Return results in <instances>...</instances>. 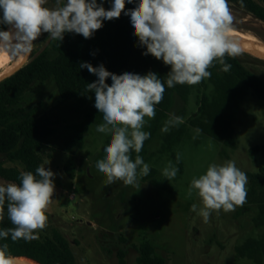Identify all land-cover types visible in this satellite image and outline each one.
Instances as JSON below:
<instances>
[{
	"label": "rangeland",
	"instance_id": "374dc122",
	"mask_svg": "<svg viewBox=\"0 0 264 264\" xmlns=\"http://www.w3.org/2000/svg\"><path fill=\"white\" fill-rule=\"evenodd\" d=\"M227 4L233 16L230 30L242 38L248 32L264 44V21L232 0ZM46 6L53 7L54 0ZM51 40L47 33L42 34L28 60L48 48ZM251 52L256 51L241 47L237 57L264 81V57ZM221 68L218 61L214 62L208 69L210 78L196 85L167 88L165 83L169 108L159 103L155 117H145L143 130L150 138L142 158L150 170L147 176H138L139 187L125 186L122 181L106 184V177L95 165L104 158L111 136L97 132L95 125L86 134L84 147L73 150L76 177L70 178L65 166L71 153L63 145L66 126L78 121L80 114L72 100L61 97L54 80L32 86L20 105L39 106L41 114L59 122L58 134L42 152L43 166L55 173V193L46 213L47 226L38 232V239L59 232L68 240L77 264H138V248L145 242L154 246L167 264H264V256L253 246L264 231L256 226V188L250 179L264 171V101ZM150 71L160 77L157 70ZM204 96L207 106L200 111ZM172 115L183 122L163 132ZM0 160L24 170L21 162H10L3 154ZM229 160L247 175L246 203L234 211L213 212L205 223L191 211L193 203L199 210L200 199L195 194L188 197L187 189L209 164ZM169 162L178 172L168 181L162 171ZM7 183L0 178V185Z\"/></svg>",
	"mask_w": 264,
	"mask_h": 264
},
{
	"label": "clouds",
	"instance_id": "9594fccd",
	"mask_svg": "<svg viewBox=\"0 0 264 264\" xmlns=\"http://www.w3.org/2000/svg\"><path fill=\"white\" fill-rule=\"evenodd\" d=\"M0 0V48L13 55H27L34 42L44 34L52 40L62 41L66 33L93 36L103 27L105 20L129 16L133 34L146 48L143 55H151L170 67L166 81L154 72L145 75L125 72L116 75L101 64L93 67L83 62L98 79L86 85L95 95V108L102 113L103 122L96 131L111 136L104 148V158L96 162V168L106 177V184L122 181L125 186L139 187L138 176L149 174V165L139 155L150 133L144 131L149 120L155 117V107L162 102L167 88L176 85H196L210 78L208 70L214 62L228 72L230 64L225 56L234 57L241 51L240 44L228 35L233 22L227 0H136L133 9L126 10V3L133 0H112L111 8L105 9L97 0ZM111 78V85L106 81ZM182 118L172 115L163 132L182 123ZM199 133V129L196 130ZM135 152V159L132 153ZM177 162L180 160L177 154ZM178 169L171 162L162 175L169 181ZM55 173L39 166L20 173V183L0 185V220L7 217L13 227L0 230V239L30 242L38 239V232L47 226L46 215L55 193ZM248 178L235 161L212 163L206 172L193 178L187 196L195 194L201 201L191 205L205 223L213 212L219 214L234 211L246 203ZM141 188V187H140ZM139 188V189H140ZM7 245L0 246V264H14L7 254Z\"/></svg>",
	"mask_w": 264,
	"mask_h": 264
},
{
	"label": "trees",
	"instance_id": "16d2710c",
	"mask_svg": "<svg viewBox=\"0 0 264 264\" xmlns=\"http://www.w3.org/2000/svg\"><path fill=\"white\" fill-rule=\"evenodd\" d=\"M244 6L256 17L264 21V4L255 0H232ZM264 3V0H261ZM103 3L105 9L111 8L112 0H97ZM133 3H126V10L133 9ZM0 30H7L6 25H0ZM146 48L139 44L133 34L131 19L121 14L120 18L105 20L103 27L89 39L75 33H66L62 41L51 40L50 46L25 64L17 73L0 83V154L6 156L10 162H21L24 170L16 166H7L6 161L0 160V178L11 183H20V173L32 171L43 166L42 152L58 134V119L40 113L39 106L29 108L20 105L25 94L35 84L54 80L57 89L66 100H72L75 110L80 114L78 121L66 126L67 138L63 149L71 155L65 166L67 175L76 177V161L73 156L75 148H83L85 136L92 126L103 122L102 113L95 108V95L86 90V85L98 78L89 73L86 68H80L83 62L93 67L101 64L111 73L121 75L125 72L144 75L150 70H157L160 78H167L170 67L151 55H143ZM225 63L231 68L227 73L235 82L245 88H250L256 96L264 101V81L249 71L239 60L225 56ZM221 65V64H220ZM222 67V65H221ZM111 85V78L106 81ZM208 98L204 96L200 111L206 109ZM164 109L169 108V100L164 94L160 103ZM146 142L141 157L146 154ZM132 159L136 153L133 152ZM177 161V159H176ZM181 169V162H177ZM256 190L253 192L254 203L258 209L256 226L264 231V171L250 176ZM13 227L7 217L6 207L3 220H0V230ZM7 245L9 256L29 257L40 264H77L74 253L59 232L52 237L35 239L30 242L24 240L12 241L0 239V246ZM256 251L264 256V232L260 240L253 241ZM138 264H167L156 248L150 243H142L139 248ZM122 264L123 261H122Z\"/></svg>",
	"mask_w": 264,
	"mask_h": 264
},
{
	"label": "bare ground",
	"instance_id": "6f19581e",
	"mask_svg": "<svg viewBox=\"0 0 264 264\" xmlns=\"http://www.w3.org/2000/svg\"><path fill=\"white\" fill-rule=\"evenodd\" d=\"M235 31L230 30L228 32V35L234 40H236L242 48L245 47L246 49L248 48L253 51H256L255 53L264 57V44L259 43L258 40L254 38V36L253 37L249 36L248 32H246L248 33V35L244 33L245 38H242ZM27 56L28 54L27 55H13L10 50L0 48V77L4 75L5 73H7L14 66L22 63L26 59ZM11 58H13L14 62L11 60ZM22 261H24V264H30L24 258L22 259Z\"/></svg>",
	"mask_w": 264,
	"mask_h": 264
},
{
	"label": "water",
	"instance_id": "95a60500",
	"mask_svg": "<svg viewBox=\"0 0 264 264\" xmlns=\"http://www.w3.org/2000/svg\"><path fill=\"white\" fill-rule=\"evenodd\" d=\"M35 44V42H34ZM34 48V47H33ZM33 51V49H32ZM32 51L28 54V56L26 57V59L18 64L17 66H14L12 69H10L7 73H5L4 75H2L0 77V83L4 80H6L7 78L11 77L12 75H14L15 73H17L25 64H27L29 61L28 59L30 58L31 56V53ZM252 54L254 55H258L257 53L255 52H251ZM13 258L14 260V264H24V261H22V259L24 258L27 262H29L30 264H40L38 263L36 260L32 259V258H29V257H21V256H10Z\"/></svg>",
	"mask_w": 264,
	"mask_h": 264
}]
</instances>
